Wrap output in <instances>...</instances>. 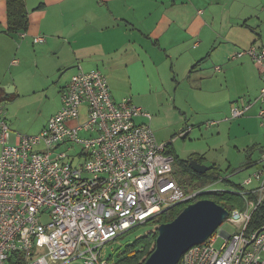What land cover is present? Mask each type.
I'll list each match as a JSON object with an SVG mask.
<instances>
[{"label": "built area", "instance_id": "built-area-1", "mask_svg": "<svg viewBox=\"0 0 264 264\" xmlns=\"http://www.w3.org/2000/svg\"><path fill=\"white\" fill-rule=\"evenodd\" d=\"M237 53L249 54L260 69L256 101L264 119V43ZM61 100L38 134L18 133L14 142L0 110V264H11L16 254L26 264H115L102 257L106 243L180 203L223 189L218 181L185 191L168 142L152 128L153 115L132 98L116 102L100 69L79 67ZM252 105L231 107V116H244ZM251 165L256 170L242 184L245 190H234L246 198L245 207L224 220L235 231L222 234L216 247V230L189 248L181 264H264V224L250 228L264 203V151Z\"/></svg>", "mask_w": 264, "mask_h": 264}, {"label": "crops", "instance_id": "crops-1", "mask_svg": "<svg viewBox=\"0 0 264 264\" xmlns=\"http://www.w3.org/2000/svg\"><path fill=\"white\" fill-rule=\"evenodd\" d=\"M215 3L220 4V0H26L29 28L22 37L7 33L6 0H0V104L19 102L27 91H46L54 102L51 117L62 105L61 78L71 68L77 71L67 84L79 67L85 71L98 68L107 75L111 92L121 96L123 88L132 85L129 69L135 66L158 83L161 72L168 69L178 77L188 72L189 77L200 75L217 36ZM230 13L231 21L245 17ZM252 30L256 32V28ZM41 35L46 40L34 42ZM244 55L234 52L230 58ZM215 67V72L222 70ZM136 100L141 106L140 98ZM174 111L179 119L168 120L165 125L170 128L184 122L181 130L188 131L186 111L177 103ZM2 115L9 123V118ZM18 133L11 128V141ZM1 148L0 143V152ZM194 154L204 156L196 152L190 157Z\"/></svg>", "mask_w": 264, "mask_h": 264}, {"label": "rangeland", "instance_id": "rangeland-1", "mask_svg": "<svg viewBox=\"0 0 264 264\" xmlns=\"http://www.w3.org/2000/svg\"><path fill=\"white\" fill-rule=\"evenodd\" d=\"M232 3L233 7L230 0L215 3L218 11L215 24L217 36L214 35L213 43L209 47L211 55L203 64L202 68H206L200 75L195 73L189 77L188 72L185 77H178L174 73L170 74L168 69L161 72L158 83L156 79L148 78L145 70L135 66L129 69L132 85L123 88L122 96L115 95L112 90V96L116 102L123 98H132L138 105L136 97H139L141 106L153 115L152 128L160 142L172 141L175 150L184 159L196 152L203 154L207 166L216 164L219 167L222 179L244 184L245 179L256 170L254 166L247 164L257 161L264 151V119L257 117L261 104H255L260 94L262 77L258 65L249 54L237 59L230 56L234 52L248 50L253 44L264 43V0H233ZM230 11L245 17L239 21H231ZM245 20L247 24L244 23ZM253 28H256V32ZM218 65L222 70L215 72L214 67ZM76 71L77 68L64 71V77L61 78L64 87ZM57 74L60 76V72ZM203 74H206L205 78ZM45 92L34 94L27 91L19 102L0 104V110L9 118L12 130L35 135L43 129L46 118H50L54 108L52 97H47L49 93ZM176 103L186 111L188 131L181 130L184 122L170 128L165 125L168 120L179 119L174 111ZM247 103L254 105L244 116H231V107H243ZM213 121L216 122L215 125H208ZM217 186L231 189L223 182ZM158 226L159 223L143 224L123 236H118L103 246L102 257L114 263L119 262L126 256L127 245L134 244L148 234L151 237L156 236ZM234 231L235 226L232 223L223 221L217 229L220 236L215 246L220 247L224 242L222 234ZM152 242L153 240L147 244ZM140 246L139 243L134 244V252ZM62 264L81 262L73 260Z\"/></svg>", "mask_w": 264, "mask_h": 264}, {"label": "trees", "instance_id": "trees-1", "mask_svg": "<svg viewBox=\"0 0 264 264\" xmlns=\"http://www.w3.org/2000/svg\"><path fill=\"white\" fill-rule=\"evenodd\" d=\"M6 8L7 33H9L10 35H20L21 33L26 32L29 28V14L26 5V0H6ZM168 150L175 157V164L177 167L175 174L179 184L185 189V191L189 192V190L187 189L198 190L206 187L211 183L218 182L222 179L221 171L216 164L209 166L208 170L205 173H198L193 171V169L191 168L189 158L183 159L177 156L176 152L174 151L172 141L168 142ZM193 158H198V161L202 163L204 156L194 154ZM252 162L253 161H250L247 165L252 166ZM222 182L225 183V185L230 186L231 189L228 187L221 190L201 194L190 201L180 203L164 211L163 213H161L160 215L145 224H161L164 222H169L173 220L185 206L201 198H211L226 207L229 211H232L236 208L244 209L246 204V198L244 197V195L237 193L234 190L244 191L245 186L242 184L233 183L227 178L222 179ZM263 224L264 203L260 205L253 213L250 221V228H260ZM123 235L124 234L120 236ZM157 235V232L156 236L154 237H151L148 234L147 236H144L143 238L135 242L134 244L136 245L138 243L141 244L140 248L136 252H134V244L127 245V249L125 251L126 256H124L119 262L115 264H142L154 250ZM151 240H153L152 244H147V242L151 243ZM11 264H26V262L21 255L16 254V257L11 259ZM178 264H181V260L178 262Z\"/></svg>", "mask_w": 264, "mask_h": 264}, {"label": "water", "instance_id": "water-1", "mask_svg": "<svg viewBox=\"0 0 264 264\" xmlns=\"http://www.w3.org/2000/svg\"><path fill=\"white\" fill-rule=\"evenodd\" d=\"M193 171L205 173L209 166L190 157ZM229 210L211 198L189 203L171 221L158 226L154 250L142 264H178L192 246L205 242L228 217Z\"/></svg>", "mask_w": 264, "mask_h": 264}]
</instances>
